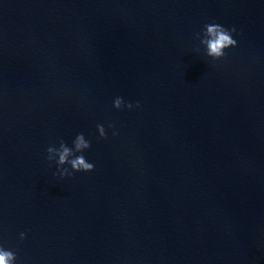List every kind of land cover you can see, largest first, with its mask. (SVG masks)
Returning a JSON list of instances; mask_svg holds the SVG:
<instances>
[{
  "label": "water",
  "instance_id": "obj_1",
  "mask_svg": "<svg viewBox=\"0 0 264 264\" xmlns=\"http://www.w3.org/2000/svg\"><path fill=\"white\" fill-rule=\"evenodd\" d=\"M211 21L236 29L216 62L195 51ZM78 132L94 170L54 177L46 148ZM0 243L18 264H264V0H0Z\"/></svg>",
  "mask_w": 264,
  "mask_h": 264
},
{
  "label": "clouds",
  "instance_id": "obj_2",
  "mask_svg": "<svg viewBox=\"0 0 264 264\" xmlns=\"http://www.w3.org/2000/svg\"><path fill=\"white\" fill-rule=\"evenodd\" d=\"M235 34L236 29L234 27L227 28L215 21L205 23L200 31L195 34V39L198 41L195 51L212 62L221 61L225 58L227 50L237 46ZM112 107L116 110H132L134 107L139 109L140 103L137 101L133 104L120 96H116L112 100ZM95 128L98 139L108 138L103 124L97 123ZM107 128L111 130L113 137L118 135L112 123H108ZM90 148L91 142L82 132L75 134L70 145L63 139L58 140L56 144L49 145L45 150V159L50 166L55 165V171L52 175L64 179L65 177H72L77 172L93 171L94 164L85 156V152ZM19 238L23 240L25 233H19ZM0 264H18L15 250L6 247L3 243H0Z\"/></svg>",
  "mask_w": 264,
  "mask_h": 264
}]
</instances>
